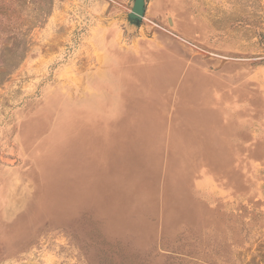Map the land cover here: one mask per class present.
Instances as JSON below:
<instances>
[{
    "label": "rangeland",
    "instance_id": "rangeland-1",
    "mask_svg": "<svg viewBox=\"0 0 264 264\" xmlns=\"http://www.w3.org/2000/svg\"><path fill=\"white\" fill-rule=\"evenodd\" d=\"M132 5L0 0V264H264V0H148L140 29ZM181 58L228 81L227 143L181 140L148 177L146 211L62 224L61 152L34 160L28 124L58 121L111 59L131 72Z\"/></svg>",
    "mask_w": 264,
    "mask_h": 264
},
{
    "label": "crops",
    "instance_id": "crops-1",
    "mask_svg": "<svg viewBox=\"0 0 264 264\" xmlns=\"http://www.w3.org/2000/svg\"><path fill=\"white\" fill-rule=\"evenodd\" d=\"M114 60L108 70L87 76L97 84L82 94L79 89L75 103L63 100L58 121L28 124V137L37 140L30 151L34 160L54 149L61 152V209L69 219L62 224L67 226L86 213L110 225L105 220H124L120 213L126 210L146 211L148 177L162 170L166 159L180 160L181 140L196 141L210 155L213 148L218 155L228 140L223 131L229 127L230 104L223 95H229V83L213 70L204 73L182 58L160 64L138 59L129 72L126 61ZM231 90L238 94L240 87ZM172 102L176 108L168 110L165 105ZM134 170L144 176L127 179Z\"/></svg>",
    "mask_w": 264,
    "mask_h": 264
},
{
    "label": "water",
    "instance_id": "water-1",
    "mask_svg": "<svg viewBox=\"0 0 264 264\" xmlns=\"http://www.w3.org/2000/svg\"><path fill=\"white\" fill-rule=\"evenodd\" d=\"M148 8V0H133L132 9L127 13V22L129 25L139 28L142 25ZM170 23L173 24V19L169 17Z\"/></svg>",
    "mask_w": 264,
    "mask_h": 264
}]
</instances>
